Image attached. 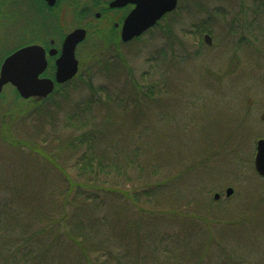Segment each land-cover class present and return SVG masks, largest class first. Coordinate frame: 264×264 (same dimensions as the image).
Masks as SVG:
<instances>
[{"label":"rangeland","instance_id":"rangeland-1","mask_svg":"<svg viewBox=\"0 0 264 264\" xmlns=\"http://www.w3.org/2000/svg\"><path fill=\"white\" fill-rule=\"evenodd\" d=\"M99 10L72 83L0 95V264H264V0H179L127 43ZM94 129L121 173L84 165Z\"/></svg>","mask_w":264,"mask_h":264},{"label":"flooded vegetation","instance_id":"flooded-vegetation-1","mask_svg":"<svg viewBox=\"0 0 264 264\" xmlns=\"http://www.w3.org/2000/svg\"><path fill=\"white\" fill-rule=\"evenodd\" d=\"M112 1L0 0V71L7 57L24 47L37 45L43 48L46 61V67L39 78L50 79L54 82V90L46 97L34 96L23 99L36 103L46 102L57 89L69 85L75 79L76 76L64 83H58L56 81V61L62 54L66 37L71 32L82 28L86 30L87 37L91 7L94 3L100 7V10L95 14L96 18H109L108 26H112L117 37L121 39L124 19L134 8V5L129 3L121 7H112L110 6ZM78 8L79 16L84 18V24L80 25L76 23ZM118 12L119 16L115 18ZM80 43L76 47L75 56ZM4 88H12L19 95L16 87L11 83L3 86L0 95Z\"/></svg>","mask_w":264,"mask_h":264},{"label":"water","instance_id":"water-1","mask_svg":"<svg viewBox=\"0 0 264 264\" xmlns=\"http://www.w3.org/2000/svg\"><path fill=\"white\" fill-rule=\"evenodd\" d=\"M133 4L134 8L124 19L121 29V39L129 42L143 35L148 29L155 26L167 13L176 9L178 0H113L112 7H121ZM86 38V30L78 28L71 32L65 39L61 56L57 59L56 81L64 83L72 79L79 70V63L75 56L77 45ZM207 44L212 43L209 34L204 36ZM46 67L44 50L34 45L24 47L7 57L0 71V92L3 86L11 83L22 98L38 96L46 97L54 90V82L50 79H40L39 75ZM255 155L256 172L264 176V138L257 141ZM232 187L226 189V196H231ZM220 194L215 193L214 199H219Z\"/></svg>","mask_w":264,"mask_h":264},{"label":"trees","instance_id":"trees-1","mask_svg":"<svg viewBox=\"0 0 264 264\" xmlns=\"http://www.w3.org/2000/svg\"><path fill=\"white\" fill-rule=\"evenodd\" d=\"M146 93L148 94L149 91L147 90ZM98 131L94 129L93 135L90 134L91 137H87L88 133H84L80 138H78V141L80 143H85L87 145V151L85 149L84 155L82 160L85 158L86 167L90 168L91 170L89 171L92 176L96 175V170L95 168H100L103 173L109 174L108 168L111 167V169H116V173L119 174L121 173V166L118 165L116 158L113 155V151L109 148L103 147L102 145L99 144V140L101 138L99 137ZM96 134V135H95ZM99 150V151H98ZM137 155V153H135ZM135 156V155H133ZM129 164L131 163H136L134 159L128 160ZM70 186L74 185V181L71 180ZM93 190H102L104 192H108L111 195H116L117 193H120L121 191L118 189V185L115 187H107V186H95L92 188ZM129 200L133 202H137L138 196L135 192H132V195H128ZM100 202H94V204L91 207V210L93 213L98 209L97 206H99ZM102 219V222L105 221V216H100Z\"/></svg>","mask_w":264,"mask_h":264}]
</instances>
